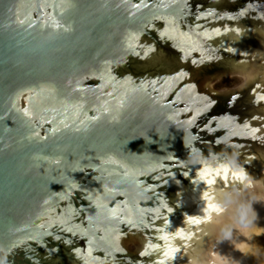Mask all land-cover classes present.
Listing matches in <instances>:
<instances>
[{
    "label": "water",
    "instance_id": "obj_1",
    "mask_svg": "<svg viewBox=\"0 0 264 264\" xmlns=\"http://www.w3.org/2000/svg\"><path fill=\"white\" fill-rule=\"evenodd\" d=\"M259 95L264 0H0V264H192L191 179L264 178Z\"/></svg>",
    "mask_w": 264,
    "mask_h": 264
},
{
    "label": "rangeland",
    "instance_id": "obj_2",
    "mask_svg": "<svg viewBox=\"0 0 264 264\" xmlns=\"http://www.w3.org/2000/svg\"><path fill=\"white\" fill-rule=\"evenodd\" d=\"M252 179L256 180V182L245 179L251 183L249 187L252 189L254 188L250 193L246 190L244 193L241 192L242 195L239 193L236 197L231 198L229 192L226 194L227 190L224 189L222 185L221 190H226V193H223L224 196L227 197L228 195L227 201H218V199L216 201L220 206L226 207V205H228L225 209L226 212L224 210L227 226L223 225L221 228L226 230V232H231L232 230H230L228 225L229 222L232 224V227L235 228V233L230 237L231 240L239 244L236 250L233 249L235 264H264V203L258 202V199L262 195L264 196V185L263 178ZM229 204L231 205L229 206ZM242 205L250 206L247 213L239 210L235 211L236 208H240ZM233 210L235 212H233ZM220 243L230 247L225 241L219 240L215 246L208 247L205 257L207 258L209 253Z\"/></svg>",
    "mask_w": 264,
    "mask_h": 264
},
{
    "label": "snow or ice",
    "instance_id": "obj_3",
    "mask_svg": "<svg viewBox=\"0 0 264 264\" xmlns=\"http://www.w3.org/2000/svg\"><path fill=\"white\" fill-rule=\"evenodd\" d=\"M260 88V85H257V89ZM255 89L253 92L255 93ZM237 98L232 97V100L235 101ZM258 101H264V95H259ZM185 176L190 178L189 173H185ZM246 178V173L243 169L240 171H233L226 165H221L218 168H210V167H204L197 173V177L195 179H191V182L193 184H202L205 186L206 190H204L201 195L200 199L203 202L201 206V213L202 215H192V214H186V218L184 219L183 223L186 225H195L199 226L202 223H206L213 219L212 214H217L218 216L224 212V208L220 206L218 203H216L215 197L218 192V188L216 187L218 185V182H221L224 187H227L230 182L236 183L237 185L242 182ZM168 211L172 212L173 209L171 207H168ZM226 218V216H225ZM165 225H168L169 221L168 219H165L163 221ZM201 229L197 228V231H200ZM162 239L165 240L166 246L170 248L169 251H164L163 255L167 259H171V254L178 252L180 249L179 247H172L171 245L167 244V241L169 239H175L177 241H188L193 238V232L189 230H185L184 228L178 229L174 235L168 234L163 237ZM157 251L160 250L159 245L154 246ZM184 247L187 248L188 244H184ZM143 255V253H141ZM163 264V262H161Z\"/></svg>",
    "mask_w": 264,
    "mask_h": 264
},
{
    "label": "bare ground",
    "instance_id": "obj_4",
    "mask_svg": "<svg viewBox=\"0 0 264 264\" xmlns=\"http://www.w3.org/2000/svg\"><path fill=\"white\" fill-rule=\"evenodd\" d=\"M245 179L251 182L255 181L252 178H245ZM245 179L242 182H240L238 185L236 183L230 182L226 188L224 187V189L227 190V193H226V190L222 191L220 189V192L217 198L218 201H222V200L227 201L228 195L227 197L224 196L223 194L224 192L226 194H228L229 192V195L231 198L236 197L241 192L244 193V191L246 190L248 193H250V191L253 190L254 188L252 189L249 186L247 187V182L245 181ZM263 185H264V178H263ZM236 189L237 190L239 189V191L236 192ZM242 193L240 195H242ZM258 202L264 203L263 195L258 199ZM230 205L231 204H229V206ZM227 206L228 205H226V207ZM222 207L224 208V210L226 209L225 206H222ZM249 208H250L249 205L247 206L242 205L240 208L239 207L236 208L235 211L239 210L244 213H247ZM235 211L233 210V212ZM212 216H213V219L209 221L201 238L199 239L196 245V248H195L196 250L194 251V255H193V256H196V258H193L192 264H214V263L215 264H235L234 263L235 254H234L233 249L236 250L237 249L236 247H238L239 244H237L236 242H234V240H231L230 238L235 233L234 232L235 228L232 227V224L230 222L228 225H229L230 230H232L231 232H226V230H223L221 228L223 225L227 226V221L224 217V212L221 213L219 216L217 214H212ZM219 240L225 241L227 245H230L232 249L229 246H225L223 243H220L219 245H217V247L214 248V250L211 253H209V255L206 258L205 255H207L206 253H207L208 247L215 246Z\"/></svg>",
    "mask_w": 264,
    "mask_h": 264
},
{
    "label": "flooded vegetation",
    "instance_id": "obj_5",
    "mask_svg": "<svg viewBox=\"0 0 264 264\" xmlns=\"http://www.w3.org/2000/svg\"><path fill=\"white\" fill-rule=\"evenodd\" d=\"M246 182H247V185L248 186H250L251 185V183L250 182H248L247 180H245ZM254 182H256V180L254 181ZM196 250V249H195ZM196 256H193V258H195ZM215 264V263H214Z\"/></svg>",
    "mask_w": 264,
    "mask_h": 264
},
{
    "label": "clouds",
    "instance_id": "obj_6",
    "mask_svg": "<svg viewBox=\"0 0 264 264\" xmlns=\"http://www.w3.org/2000/svg\"><path fill=\"white\" fill-rule=\"evenodd\" d=\"M227 235V234H226Z\"/></svg>",
    "mask_w": 264,
    "mask_h": 264
}]
</instances>
